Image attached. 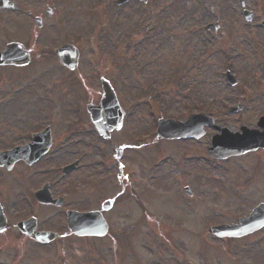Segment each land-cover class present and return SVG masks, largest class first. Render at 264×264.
<instances>
[{"label":"rangeland","instance_id":"374dc122","mask_svg":"<svg viewBox=\"0 0 264 264\" xmlns=\"http://www.w3.org/2000/svg\"><path fill=\"white\" fill-rule=\"evenodd\" d=\"M11 1L21 9L0 10V49L19 40L34 59L0 74V131L9 121L45 117L55 144L17 182L26 191L10 188L12 176L0 182L8 216L35 215L39 228L66 232V209H99L112 198L114 204L103 214L110 227L106 237L66 232L38 247L12 234L7 247L15 254L7 264H264V229L225 242L207 233L209 225L235 223L264 202V151L215 161L206 156L207 138L157 142L154 136L159 118L183 121L199 112L231 131L255 127L264 114V29L257 27L264 0H243L254 14L250 22L241 16L239 0L128 1L120 7L115 0ZM44 5L53 13L46 14ZM205 18L220 19L219 30L201 29ZM72 36L80 49L78 72L47 54ZM100 78L109 80L126 113L107 140L94 132L85 112L86 103L100 98ZM238 103L241 109L228 113ZM119 145L126 148L117 159ZM74 160L77 170L60 175L58 169ZM46 178L54 195L66 197L64 204L46 210L31 200V211L23 197ZM9 248H0V260Z\"/></svg>","mask_w":264,"mask_h":264},{"label":"water","instance_id":"95a60500","mask_svg":"<svg viewBox=\"0 0 264 264\" xmlns=\"http://www.w3.org/2000/svg\"><path fill=\"white\" fill-rule=\"evenodd\" d=\"M9 4V3H6ZM10 5V4H9ZM68 48V47H67ZM70 50V49H68ZM71 51V50H70ZM66 48L58 52L57 55L62 62H69L64 59L67 55ZM8 54V53H6ZM13 60L4 58L0 60L2 63L12 62ZM103 97L98 107L89 106L91 120L95 124V128L101 134H106L108 129L118 128L121 125L122 112L115 103V97L108 83H103ZM206 123H212L206 120L204 116H192L186 123H178L174 121L158 122V134L163 138H181L194 137L198 138L203 135L202 126ZM258 126L263 129L248 130L241 126L240 131L232 133L228 129L216 127L221 133L220 135H210L211 147L207 148V152L214 158H225L228 156L240 155L248 151H254L257 148H264V117L260 119ZM241 225L220 226L211 228L209 231L219 237L223 236H240L246 230H253L264 224V205L255 208L248 218L240 220ZM67 224L69 230L75 235H104L107 226L98 212L68 215ZM20 229L32 235L35 239L45 240L48 235L32 233L33 221L31 223H21ZM50 237V236H49Z\"/></svg>","mask_w":264,"mask_h":264},{"label":"flooded vegetation","instance_id":"af4514ba","mask_svg":"<svg viewBox=\"0 0 264 264\" xmlns=\"http://www.w3.org/2000/svg\"><path fill=\"white\" fill-rule=\"evenodd\" d=\"M48 10V8H45V10ZM52 9H54L55 11V7H52ZM29 12V11H28ZM27 12V13H28ZM53 13V10H48V12L46 14L50 15ZM38 16L35 17V21L37 20ZM210 18H205L206 25H210ZM214 21H216V24L213 28H206V30H214L215 32H217L220 28V19H213ZM42 21V18H41ZM39 118L35 119L38 120ZM17 120V119H16ZM9 121V126L6 130L4 131H0V151H7L10 150L14 147H18V146H23L26 143H28L31 139V136L35 133L38 132L40 130V127L43 126V119H40L39 121H32V122H28V119H25L26 123L20 122V121ZM37 125V126H35ZM10 127V129H9ZM34 166L33 165H27L26 163H24L23 161H18L17 163H15L12 168L10 170H7L5 167H0V182L4 178H8L9 176H12L13 179L11 180L10 183V188H18L17 186H20L21 188H23L26 191V186H23V184L17 183L23 180L24 178V174H28L30 168H32ZM49 186H52L51 182H49ZM33 189H30L29 191H31ZM49 190H51V187L49 188ZM10 194H12L13 192L10 190L9 191ZM29 193V192H28ZM34 191H32V196H33ZM26 198L27 194L25 195ZM53 197H57L56 195L53 194ZM12 223V221H10ZM15 223V222H14ZM10 227L8 229L5 230H0V248H9L7 247V245L9 244V246L12 244V239L9 240L10 235L12 234H18V235H22L25 237V235H23L22 233H20L19 231H15L14 230V226L12 224H9ZM257 232H254V234H256ZM253 233L250 234L249 236L254 235ZM246 238L248 237L245 236ZM27 238V237H26ZM64 238V235L61 236V238H59L60 240ZM31 241V239H30ZM59 241V240H57ZM33 242V241H32ZM52 244V243H51ZM12 247V246H10ZM48 247V246H46ZM9 250H12V248H9ZM32 250V249H31ZM15 254V252L12 250L11 252H6L5 255L2 257V260H0V264H7L8 258L7 257H11ZM15 260H22V259H18L17 257L14 258Z\"/></svg>","mask_w":264,"mask_h":264}]
</instances>
